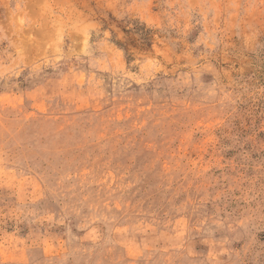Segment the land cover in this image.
<instances>
[{
  "label": "rangeland",
  "instance_id": "374dc122",
  "mask_svg": "<svg viewBox=\"0 0 264 264\" xmlns=\"http://www.w3.org/2000/svg\"><path fill=\"white\" fill-rule=\"evenodd\" d=\"M0 264H264V0H0Z\"/></svg>",
  "mask_w": 264,
  "mask_h": 264
}]
</instances>
